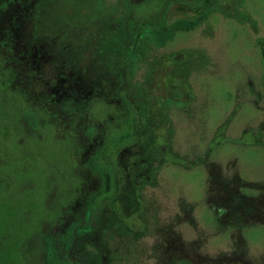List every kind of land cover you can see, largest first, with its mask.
<instances>
[{
	"label": "flooded vegetation",
	"instance_id": "flooded-vegetation-1",
	"mask_svg": "<svg viewBox=\"0 0 264 264\" xmlns=\"http://www.w3.org/2000/svg\"><path fill=\"white\" fill-rule=\"evenodd\" d=\"M244 4L245 0H0V100L20 107L17 117L23 131L32 132L35 127L29 124L36 122L43 136L51 134L60 144L70 141L81 203L72 216L77 220L93 206L98 210L95 245L74 238L67 252L72 263L84 252L85 264H137L147 254L156 264H255L236 252L207 255L203 263L204 253L170 223L177 211L168 219L161 217L157 213L163 203L145 190L155 187L166 154L162 143L170 144L174 133L169 112L177 108L178 90H189L193 75L212 64L205 47L173 49L174 37L202 26L209 32L213 14L243 23L250 15L243 12ZM143 5L149 10L143 12ZM250 22L256 35L257 21ZM262 39L255 37L253 45L260 52L264 90ZM252 73L247 93L255 107L261 92ZM222 125L228 127L229 121ZM238 132L254 134L253 143L264 148V124L246 123ZM235 178L218 177L212 201L222 211L216 209L219 220L229 223L227 214L242 225L264 220V183L243 184ZM242 185L256 192L244 193ZM139 209V216L152 218L153 225L145 226L149 235L119 219ZM185 211L191 213L185 216L191 223L192 209ZM87 224L81 223L79 231L89 233ZM146 237L154 241L150 250L137 245Z\"/></svg>",
	"mask_w": 264,
	"mask_h": 264
},
{
	"label": "rangeland",
	"instance_id": "rangeland-1",
	"mask_svg": "<svg viewBox=\"0 0 264 264\" xmlns=\"http://www.w3.org/2000/svg\"><path fill=\"white\" fill-rule=\"evenodd\" d=\"M146 6L141 7L143 12L149 10ZM244 7L243 12L250 15L244 16L243 23L213 14L209 32L202 26L174 37L173 49L205 47L212 64L204 73L193 75L189 90H178L177 108L169 112L174 133L170 144L162 143L166 154L155 187L145 188L149 196L163 203L157 213L161 217L168 219L177 211L170 223L204 253L203 263L209 259L207 255L236 252L252 263L264 264V220L242 225L233 223L227 214L224 218L230 224L223 223L212 201L219 176H238L243 184L264 183V148L253 143L254 134L238 132L246 123L252 127L264 124L260 52L253 45L255 37L264 36V0H245ZM255 19L256 35L250 22ZM250 73L261 92L255 107L247 93ZM238 107H242L239 112ZM19 112L20 107L0 100V264H85L84 252L75 263L67 252L74 238L94 247L98 210L93 206L82 218L72 216L73 208L81 203L70 141L60 144L51 134L43 136L36 122L29 124L35 127L32 132L23 131ZM225 121H229L226 128ZM208 161L217 166L210 167ZM240 190L256 192L247 185ZM187 208L192 209L191 223L185 218ZM138 213L140 209L119 219L131 230L149 235L145 226L153 225L152 218ZM81 223H88L89 233L79 231ZM137 245L150 250L154 241L146 237ZM197 248L192 250L193 258ZM148 255L136 263L156 264ZM194 261L198 263L196 258Z\"/></svg>",
	"mask_w": 264,
	"mask_h": 264
},
{
	"label": "trees",
	"instance_id": "trees-1",
	"mask_svg": "<svg viewBox=\"0 0 264 264\" xmlns=\"http://www.w3.org/2000/svg\"><path fill=\"white\" fill-rule=\"evenodd\" d=\"M261 43H262V45H263L262 50L264 51V39H262ZM263 51H262V52H263Z\"/></svg>",
	"mask_w": 264,
	"mask_h": 264
}]
</instances>
